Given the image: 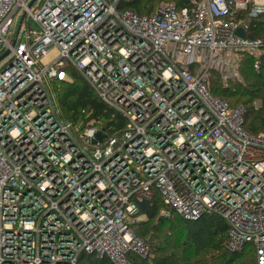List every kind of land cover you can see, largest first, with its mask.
I'll list each match as a JSON object with an SVG mask.
<instances>
[{"label": "built area", "instance_id": "1", "mask_svg": "<svg viewBox=\"0 0 264 264\" xmlns=\"http://www.w3.org/2000/svg\"><path fill=\"white\" fill-rule=\"evenodd\" d=\"M120 1L0 0V264L146 257L132 226L155 196L163 218L218 216L227 250L249 245L264 264V131L214 95L242 82L244 56L259 70L264 47L247 34L264 0L166 3L149 17ZM74 75L121 129L63 117L58 83Z\"/></svg>", "mask_w": 264, "mask_h": 264}, {"label": "trees", "instance_id": "2", "mask_svg": "<svg viewBox=\"0 0 264 264\" xmlns=\"http://www.w3.org/2000/svg\"><path fill=\"white\" fill-rule=\"evenodd\" d=\"M161 0H121L118 10H129L137 16H152ZM176 7H183L188 0H173ZM249 39H258L264 47V15L250 23ZM241 83L216 89L214 95L226 100L230 106L245 109L244 129L252 135L264 131V55L259 70L253 69V59L244 56L241 64ZM218 87V86H217ZM57 98L63 117L74 125L95 121L110 132L123 127V119L104 105L89 87L74 75L71 84L58 83ZM261 103L260 108L254 102ZM162 203L158 196L138 204L139 216L146 220L132 226L135 235L146 242V257L129 254V264H257L251 246L239 252L225 247L228 238L227 224L218 216L206 214L195 221L171 215L159 216ZM78 264H110L106 258L83 255Z\"/></svg>", "mask_w": 264, "mask_h": 264}, {"label": "rangeland", "instance_id": "3", "mask_svg": "<svg viewBox=\"0 0 264 264\" xmlns=\"http://www.w3.org/2000/svg\"><path fill=\"white\" fill-rule=\"evenodd\" d=\"M173 0H161L158 2V5L160 4H166V3H173ZM57 56V50L56 49H51L48 54L41 59L40 64L42 66H46L48 64H50L52 62V60ZM4 62L0 63V68L4 65ZM219 85V83H218ZM213 88V87H212ZM254 104L256 105V108H260L261 107V103L259 101H255ZM89 123V122H87ZM146 220V218L144 216H140L138 221H144Z\"/></svg>", "mask_w": 264, "mask_h": 264}, {"label": "water", "instance_id": "4", "mask_svg": "<svg viewBox=\"0 0 264 264\" xmlns=\"http://www.w3.org/2000/svg\"><path fill=\"white\" fill-rule=\"evenodd\" d=\"M237 34H238V36L243 37V33L241 31H238ZM101 138H102V135L100 133H98L96 135V139L101 140Z\"/></svg>", "mask_w": 264, "mask_h": 264}]
</instances>
